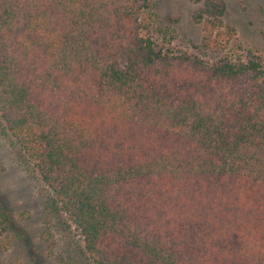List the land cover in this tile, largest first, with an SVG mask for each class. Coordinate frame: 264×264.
Listing matches in <instances>:
<instances>
[{
	"label": "trees",
	"instance_id": "1",
	"mask_svg": "<svg viewBox=\"0 0 264 264\" xmlns=\"http://www.w3.org/2000/svg\"><path fill=\"white\" fill-rule=\"evenodd\" d=\"M148 5L0 0L2 132L90 264H264V60L158 47Z\"/></svg>",
	"mask_w": 264,
	"mask_h": 264
},
{
	"label": "rangeland",
	"instance_id": "2",
	"mask_svg": "<svg viewBox=\"0 0 264 264\" xmlns=\"http://www.w3.org/2000/svg\"><path fill=\"white\" fill-rule=\"evenodd\" d=\"M225 4L223 20L233 31L223 48L202 46L208 31L194 18L201 6L196 0H149L150 35L158 47L187 50L209 61L224 56L264 60V0H225ZM1 216L7 219L6 227H0V264H90L81 252L79 229L8 143L0 122Z\"/></svg>",
	"mask_w": 264,
	"mask_h": 264
}]
</instances>
